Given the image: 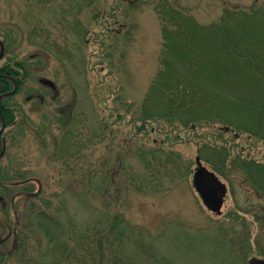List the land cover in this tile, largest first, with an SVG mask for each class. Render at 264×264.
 <instances>
[{
    "label": "rangeland",
    "instance_id": "obj_1",
    "mask_svg": "<svg viewBox=\"0 0 264 264\" xmlns=\"http://www.w3.org/2000/svg\"><path fill=\"white\" fill-rule=\"evenodd\" d=\"M177 2L202 23L216 18L223 6L222 0ZM48 3L52 5L49 8ZM33 4H46L48 10L39 13ZM62 12L66 18L61 23L66 24L60 27V21L56 24L50 19L59 18ZM36 18L43 20L46 29L45 48L29 34ZM1 30L12 39L9 55L24 61L27 70L23 87L8 101L18 105L21 127L10 129L0 168L22 173L34 192H43L52 205L64 204L77 231L101 220L102 212L121 214L132 229L128 231L132 239H126L120 254L126 264H247L252 257L264 260V195L230 164L241 147L242 157L264 163L261 141L234 136L233 132L214 135L209 127L179 129L173 136L158 119L153 126L160 130L150 127L148 133L137 132L142 124V100L158 68L161 47L160 24L151 4L0 0ZM58 111L66 121L61 126ZM103 123H109L110 133L101 139ZM227 141L237 146L227 152L229 158L221 171L199 155L203 144L228 151L231 148L224 146ZM64 142L65 160H60ZM153 144L179 156L182 172L176 180L163 175L147 183L143 180L147 172L135 155ZM55 149L60 151L56 154ZM196 156L226 186L219 214L207 209L193 186ZM91 166L93 173L85 179ZM103 171H111L113 176L105 193L100 190ZM138 184L145 186L141 192L134 189ZM16 197L15 193L7 199L10 217L18 206L19 212L22 209V197ZM108 202L110 208L105 211ZM62 220L66 228L67 222ZM63 236L67 237L66 231Z\"/></svg>",
    "mask_w": 264,
    "mask_h": 264
},
{
    "label": "trees",
    "instance_id": "obj_2",
    "mask_svg": "<svg viewBox=\"0 0 264 264\" xmlns=\"http://www.w3.org/2000/svg\"><path fill=\"white\" fill-rule=\"evenodd\" d=\"M126 1L130 6L143 1L151 4L161 35L158 68L142 100V124L137 132L148 133L150 127L160 130L153 126L160 120L173 136L179 129L209 127L214 135L233 132L264 145V2L222 0L218 16L202 23L177 0ZM4 116L9 124L11 119ZM103 125L99 138L110 133L109 123ZM1 148L0 139V154ZM199 150L202 159L219 171L229 158L225 147L203 144ZM135 156L146 169L145 183L160 179V175L176 180L182 172L179 156L166 153L162 146L153 144ZM231 158L230 164L243 174L245 182L264 195V163L238 154ZM91 170L92 166L85 171V179L91 177ZM21 174L0 168V194L11 200L16 190L22 197L20 212L18 206L11 217L7 211L0 215V235L6 232L0 236V264H126L120 254L125 242L132 239L128 232L132 229L121 214L102 212L101 220L77 231L64 204L52 205L50 198L47 201L40 190L34 192ZM100 177V190L105 193L113 176L111 171H103ZM144 187L138 184L134 189L141 192ZM107 208L110 202L105 203V211Z\"/></svg>",
    "mask_w": 264,
    "mask_h": 264
},
{
    "label": "flooded vegetation",
    "instance_id": "obj_3",
    "mask_svg": "<svg viewBox=\"0 0 264 264\" xmlns=\"http://www.w3.org/2000/svg\"><path fill=\"white\" fill-rule=\"evenodd\" d=\"M15 1H18V0H15ZM39 1L41 2L42 0H39ZM50 5L51 4L48 3V8L50 7ZM35 6H38L37 11H39V13H40V10H43V11L48 10L46 7V4H33V7H35ZM16 7H18V5H16ZM28 13H29V17L31 16V18H32L33 14H31L32 13L31 10H29ZM65 18H66V14L63 13L59 16V18L50 19V20L53 21L52 23L55 22L56 24L58 23L57 21H60L59 22L60 24L58 26L61 27L62 25L64 26L66 24V22L61 23V21H64ZM33 20H34V18H33ZM42 22H43V20H41L40 18H36L33 26L30 29L29 34L32 38L38 40L40 45L45 48V47H47V44H46L47 41H45L46 39L44 36L46 29L44 28L45 29L44 30L42 28L43 27L41 25ZM10 39H11L10 34H8L5 30L0 31V95L11 92L14 89L13 93L3 97L0 100V127H1L2 122L4 123L3 129H2V131H0V139L2 140V148H1L2 150L5 148L4 141L7 138L8 134L10 133L9 132L10 129L16 128V127L17 128L21 127L20 126L21 119H18L19 117H17V114L20 113L18 110V105L12 104V103L10 104L8 101L12 96H15L16 94H18L20 87H23V85L21 86V84L24 82V77L26 75V70H27V65H25L24 61L17 59L14 54L12 55V57L9 55V53H8V50L10 49L9 44H12V41H11L12 39L11 40ZM39 39H41V40H39ZM11 51L13 52L12 49H11ZM9 85H10L9 89L1 91V89H3L4 87L8 88ZM54 95H55V93H53V96ZM33 96L34 95L27 96V99H30ZM4 113L7 114V116L11 119L9 124L6 123ZM58 114L60 115V118L59 119L56 118V119H58L57 123L60 126L64 125V123L66 121L63 118L64 117L63 113L62 112L59 113V111H58ZM20 118L24 119L25 117H20ZM70 141H72V140H70ZM224 146H226V148H229V149L231 148L230 150L227 151L230 154L231 150L233 148H236L237 143L236 142L230 143L227 141ZM66 148H67V142H64L63 146L61 147V149H63V150L60 153V155H58V157H61V156L65 157ZM59 151H60V149L59 150L55 149L54 153L56 152V154H57V152H59ZM243 154H244V148L241 147L238 155L242 156ZM194 173H195V170L193 171L192 176H194ZM15 193L17 194L16 199H18L19 198L18 191H15ZM13 201L15 202V200H13ZM9 206H10V203H9V201H7V198H5V196L0 194V215H1L2 211L3 212L7 211V207H9Z\"/></svg>",
    "mask_w": 264,
    "mask_h": 264
},
{
    "label": "water",
    "instance_id": "obj_4",
    "mask_svg": "<svg viewBox=\"0 0 264 264\" xmlns=\"http://www.w3.org/2000/svg\"><path fill=\"white\" fill-rule=\"evenodd\" d=\"M11 92L0 95V100L13 93ZM4 123L2 122L0 131H2ZM197 168L193 176V186L200 196L203 204L210 211L219 214L223 203V197L226 193L225 185L210 171L203 167L200 163L199 157L195 158ZM247 264H264V260L258 257H252Z\"/></svg>",
    "mask_w": 264,
    "mask_h": 264
}]
</instances>
